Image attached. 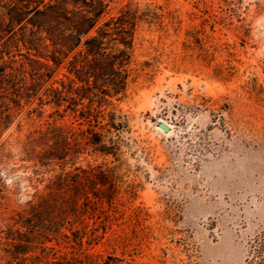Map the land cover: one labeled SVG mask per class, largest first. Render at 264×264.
<instances>
[{"label": "rangeland", "instance_id": "obj_1", "mask_svg": "<svg viewBox=\"0 0 264 264\" xmlns=\"http://www.w3.org/2000/svg\"><path fill=\"white\" fill-rule=\"evenodd\" d=\"M127 1L144 20L136 72L112 101L123 219L106 234L119 242L94 250L138 263L245 264L264 230V0H117L115 10ZM46 119L16 121L3 136L13 208L37 186L16 142Z\"/></svg>", "mask_w": 264, "mask_h": 264}, {"label": "trees", "instance_id": "obj_2", "mask_svg": "<svg viewBox=\"0 0 264 264\" xmlns=\"http://www.w3.org/2000/svg\"><path fill=\"white\" fill-rule=\"evenodd\" d=\"M116 4L0 0V264H151L94 250L119 242L106 237L123 219L116 199L122 126L112 101L125 97L136 72L144 20L133 2ZM44 117L16 142L27 180L43 189L32 185L16 209L4 184L13 145L3 136L16 121L21 128ZM245 264H264V230L249 242Z\"/></svg>", "mask_w": 264, "mask_h": 264}, {"label": "water", "instance_id": "obj_3", "mask_svg": "<svg viewBox=\"0 0 264 264\" xmlns=\"http://www.w3.org/2000/svg\"><path fill=\"white\" fill-rule=\"evenodd\" d=\"M159 128L163 131H167L168 128L164 124H159Z\"/></svg>", "mask_w": 264, "mask_h": 264}]
</instances>
